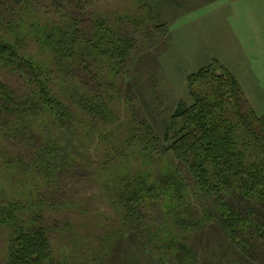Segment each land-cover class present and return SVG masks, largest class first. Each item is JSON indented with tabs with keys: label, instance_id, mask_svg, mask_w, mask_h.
<instances>
[{
	"label": "trees",
	"instance_id": "trees-1",
	"mask_svg": "<svg viewBox=\"0 0 264 264\" xmlns=\"http://www.w3.org/2000/svg\"><path fill=\"white\" fill-rule=\"evenodd\" d=\"M32 1L0 0V69L11 68L27 81L26 88L16 87L0 77V133L19 152L8 163L26 171L23 153L31 155L29 162L53 187L102 153L125 227L144 234L164 205L168 214L190 219L203 210L264 264V114L249 104L233 72L216 59L189 75L192 103L175 108L164 142L132 108L128 130L119 137L117 87L144 47L141 17L103 15L82 0H42L41 8L51 3L59 16L38 21L39 29L29 32L23 24L34 26L22 8ZM149 1L137 3L151 10ZM27 32L50 51V68L24 53ZM27 184L21 197L0 204V226L10 233L4 264H86L54 254L51 226L38 219V188ZM18 199L30 206L28 221L27 206ZM173 241L167 245L176 249L167 251L165 263L175 258L193 264L188 245Z\"/></svg>",
	"mask_w": 264,
	"mask_h": 264
},
{
	"label": "rangeland",
	"instance_id": "rangeland-1",
	"mask_svg": "<svg viewBox=\"0 0 264 264\" xmlns=\"http://www.w3.org/2000/svg\"><path fill=\"white\" fill-rule=\"evenodd\" d=\"M137 1L82 0L84 5L103 15L108 12L127 17L138 15L145 24L140 27L145 31L144 47L136 54L117 87L121 98L116 110L121 118L115 123L119 128L116 135L121 137L128 130L132 108V115L147 119L162 141L175 108L181 101L192 103L189 75L216 59L239 80L257 114H264V13L258 12V17L253 18L252 0H153L148 2L153 11V8H140ZM38 2L44 1L33 0L29 8H22L23 13L30 15L26 21L34 26L27 27L28 22L23 24L29 32L39 29L38 21L44 25L59 16V8H54L51 3L41 8ZM161 29L166 31L162 33ZM29 32L26 40L21 42L24 53L50 68V51ZM0 77L16 87H27L26 79L11 68L0 69ZM17 149L18 145L5 140L1 132L0 204L19 198V193L29 187L28 182L36 186L38 195L34 202L42 199L43 203L41 207L37 206L38 209L43 207L39 222L51 226L54 254L65 261L168 264L165 263L166 253L176 247L170 248L167 243L174 240L188 245L193 264H262L249 257L245 249L228 236L218 219L207 216L203 210L190 219V216L168 214L164 205L162 212L153 217L158 216L157 221L149 222V231L144 234L125 227L113 194L115 179L111 176V168L101 164L104 154L100 152L92 155L94 164L67 175L62 182L56 180V186L52 187L29 162H33L31 155L23 153L26 171L13 162L8 163L10 159L17 160L14 154L19 153ZM22 181L23 188L20 189L18 186ZM24 201L20 200L27 206ZM29 209L27 206L23 214L26 221L32 215ZM9 234L6 226H0V264L5 263ZM160 246L166 247L160 249ZM105 254H108L107 259ZM170 264L183 263L171 258Z\"/></svg>",
	"mask_w": 264,
	"mask_h": 264
},
{
	"label": "crops",
	"instance_id": "crops-1",
	"mask_svg": "<svg viewBox=\"0 0 264 264\" xmlns=\"http://www.w3.org/2000/svg\"><path fill=\"white\" fill-rule=\"evenodd\" d=\"M252 14H253V18H257L258 16L256 15L258 12H263L264 10H260L261 8L264 7V0H252ZM263 17V16H262ZM239 79L240 77L237 76Z\"/></svg>",
	"mask_w": 264,
	"mask_h": 264
}]
</instances>
